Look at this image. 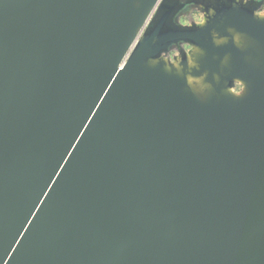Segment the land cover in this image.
I'll list each match as a JSON object with an SVG mask.
<instances>
[{
    "label": "water",
    "instance_id": "1",
    "mask_svg": "<svg viewBox=\"0 0 264 264\" xmlns=\"http://www.w3.org/2000/svg\"><path fill=\"white\" fill-rule=\"evenodd\" d=\"M190 5L0 0V264H264V0Z\"/></svg>",
    "mask_w": 264,
    "mask_h": 264
},
{
    "label": "flooded vegetation",
    "instance_id": "2",
    "mask_svg": "<svg viewBox=\"0 0 264 264\" xmlns=\"http://www.w3.org/2000/svg\"><path fill=\"white\" fill-rule=\"evenodd\" d=\"M180 5H184L182 7L183 11L179 14L178 20L181 24L186 25L191 22L200 21L202 18V15L199 11V9H196L190 4H199L201 3V0H177ZM158 10L155 11V15L157 14ZM180 48H187L186 45H181ZM176 50L171 51V55L174 54Z\"/></svg>",
    "mask_w": 264,
    "mask_h": 264
},
{
    "label": "trees",
    "instance_id": "3",
    "mask_svg": "<svg viewBox=\"0 0 264 264\" xmlns=\"http://www.w3.org/2000/svg\"><path fill=\"white\" fill-rule=\"evenodd\" d=\"M264 8V7H263Z\"/></svg>",
    "mask_w": 264,
    "mask_h": 264
}]
</instances>
